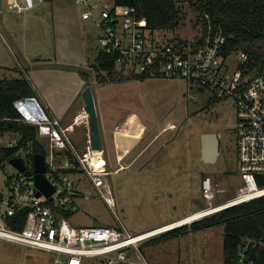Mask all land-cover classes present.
Instances as JSON below:
<instances>
[{
  "label": "built area",
  "instance_id": "1",
  "mask_svg": "<svg viewBox=\"0 0 264 264\" xmlns=\"http://www.w3.org/2000/svg\"><path fill=\"white\" fill-rule=\"evenodd\" d=\"M22 1L8 0V8L24 13L36 5L35 0ZM74 2L83 6L82 20L91 21L98 30L97 54L115 56L124 74L132 78L147 73L150 78L183 79L191 87L207 93L209 99L233 101L238 121V173L242 183L223 203L199 210L198 218L264 197V72L243 68L249 54L244 50L223 53L226 36L221 27L213 24L207 29L197 24L192 38L178 34L169 37L172 31L152 30L145 17H137L133 7L117 5L111 0ZM4 11L0 5V16ZM3 44L11 50L0 24V47ZM29 98L16 101L15 106L22 121L37 126L38 138L46 152L44 176L55 190L50 195H37L34 156L32 160L29 158L32 146L23 140L24 134L11 130L1 134L0 149L17 147L19 151L13 157L24 161L25 170L13 165L12 157L4 160L0 154V163L8 162L15 168L6 180V191L0 192V238L52 252V264H86L89 258H99L102 264H161L147 258L141 246L148 238L166 230L153 235L147 231L131 233L119 213L113 180L118 170H112L105 149H93L90 143L80 149L72 140L76 127L89 123L88 114L84 111L71 125L65 126L38 99L29 101ZM38 108L42 112L39 118ZM6 133L12 136L7 139ZM201 188L207 199L214 197L212 175L203 178ZM91 199L102 200L119 223L80 226L63 214L67 209H77L79 200ZM23 210H27L23 228L11 227L7 218ZM247 250L245 246L239 252L241 264L245 263Z\"/></svg>",
  "mask_w": 264,
  "mask_h": 264
},
{
  "label": "rangeland",
  "instance_id": "2",
  "mask_svg": "<svg viewBox=\"0 0 264 264\" xmlns=\"http://www.w3.org/2000/svg\"><path fill=\"white\" fill-rule=\"evenodd\" d=\"M182 5L180 26L176 31L168 33L169 37L178 34L192 38L197 32L196 11L187 2H182ZM59 6L66 11H62ZM70 9L79 12L83 6H78L74 0H55L54 11L46 10L35 18L45 19L48 23H19V38H28L30 41L28 52L31 62L32 58L38 57H50L53 62L82 60L78 47L73 46L79 33ZM83 23H86L85 34L91 36L88 57L93 62L97 54L98 30L89 20ZM32 24L41 26L40 35L48 37L50 41L52 38V41L38 42L34 45L36 48L32 49L31 43L35 40L28 28ZM55 36L56 42L53 41ZM6 39L8 43L12 42ZM10 45L15 52L18 51L13 44ZM9 51L5 44L1 45L0 76H20L19 72L10 69L17 65V61ZM27 64L25 67L29 69ZM84 64L81 70L88 72L87 61ZM90 66L93 70L92 63ZM68 70L58 69L54 72L68 80L67 74L74 75ZM94 74L91 85L96 88L98 104L104 116L102 119L108 158L112 170L119 169L113 176L119 213L131 233L157 229L199 210L219 205L237 192L242 179L238 173L237 112L232 100L210 105L207 93L191 87L183 79L151 77L138 80L135 77L99 83ZM87 76L90 78L89 73ZM128 129L142 132L141 141L135 147L119 149L117 153L114 148L115 133ZM205 132L222 134L221 154L215 163H205L201 157V135ZM11 136L6 133L5 138ZM76 139V136L72 137L80 148ZM13 172L15 168L10 163H0V192L6 191V180ZM203 175H212L214 178V197L211 199L203 194ZM200 199L204 202L202 209L197 207ZM71 220L80 226L119 223L118 218L100 199L79 200ZM162 233L148 238L142 245L143 253L153 262L221 264L223 261V225L190 231L179 238L156 242L154 245L149 243L150 239ZM53 259L52 252L0 238V264H52ZM86 264L102 262L99 258H89Z\"/></svg>",
  "mask_w": 264,
  "mask_h": 264
},
{
  "label": "trees",
  "instance_id": "3",
  "mask_svg": "<svg viewBox=\"0 0 264 264\" xmlns=\"http://www.w3.org/2000/svg\"><path fill=\"white\" fill-rule=\"evenodd\" d=\"M117 5L133 7L137 17H145L152 30L176 31L183 18L182 2H187L197 13V24L207 29L209 24L221 27L226 36L224 53L244 50L249 60L244 67L255 72H264V0H114ZM92 73L99 83L114 82L132 78L122 71L116 57L98 53L92 64ZM20 72L19 70H17ZM146 80L149 74L136 77ZM35 96L31 81L22 74L17 77H0V135L7 131L24 134V141L30 142L29 158L35 153H46L38 138L37 126L22 121V115L15 106L21 99ZM221 101L209 99V104ZM17 147L1 148L2 159L15 156ZM206 175H203V178ZM201 180V183H202ZM198 201V200H197ZM198 209L204 207L203 200L198 201ZM76 209H67L63 214L71 219ZM27 210L8 217L9 225L15 229L23 228ZM99 225V224H97ZM218 225L224 226L223 261L221 264H241L238 255L241 249L248 247L243 264H264V197L233 205L202 218L164 231L149 243L166 242L179 238L190 231L206 229ZM143 245V244H142ZM143 250V246H141Z\"/></svg>",
  "mask_w": 264,
  "mask_h": 264
},
{
  "label": "crops",
  "instance_id": "4",
  "mask_svg": "<svg viewBox=\"0 0 264 264\" xmlns=\"http://www.w3.org/2000/svg\"><path fill=\"white\" fill-rule=\"evenodd\" d=\"M21 2H23L21 0ZM36 5L33 9L29 10L26 14H19L15 10H11L8 8V0H0V5L4 7V13L0 16V23L3 28V31L5 33V36L8 38V40H11L12 42L9 43L13 44L16 49L19 51L15 52L13 50L14 47L11 46V52L12 55L15 57V60L17 61V65L13 68L16 72L19 70V75L22 74L26 76L32 83L34 89H35V97L39 100L41 105L44 107V109L51 115L56 117L61 121V123L65 126L71 125L75 119L76 116H79L81 113H83L84 110V100L82 97V92L84 89L91 85L92 80V69H91V63L89 57H88V51H90L91 47V36H87L85 34V26L86 23H83L84 20L81 18V10L79 12H76L74 9H70L71 14L74 16L76 20V24L78 25L77 31L79 33V38L76 40V43H73V46L78 47L81 59L80 62L76 61H56L53 62V58H32V62L29 59V52H28V44L30 43L28 38H19V23H48L45 19H36V17H40V14L42 12H45L46 10H52L54 11L55 6V0H35ZM62 11H66L65 8L59 6ZM25 13V12H24ZM27 15V16H26ZM46 14H44L45 16ZM21 16V17H20ZM31 33L34 35L35 42H32V49H35L34 46L36 43H44L46 41L51 42L48 37H44L43 35H40L41 26L32 24L30 25ZM33 28V29H32ZM25 35V33H24ZM54 42L57 41L56 36L53 39ZM9 42V41H8ZM5 48H8V46L5 45ZM9 51V52H10ZM20 53V54H19ZM96 57V56H95ZM44 59V60H43ZM29 64V69H26V62ZM31 63H30V62ZM87 61V67L89 68V71H83L81 70L84 62ZM27 64V65H28ZM68 70L74 73V75H68L66 77L68 80L61 77L59 74L55 73L54 70ZM27 70V71H26ZM27 72V73H24ZM90 74L87 76V74ZM3 77V76H0ZM88 80L90 82H88ZM95 88V87H94ZM96 91V88H95ZM96 98H97V104H98V94L96 91ZM98 109L100 113L101 118V125L102 130L104 132V139L106 140L105 135V128L103 124V117L101 114V109L98 104ZM85 113V112H84ZM123 132V131H122ZM124 133L127 134H133L142 136V132H138L132 129H128L124 131ZM76 136V142L79 144L80 149L84 148L86 145L90 143V131H89V125L88 123H83L82 125L76 127V131L72 134V137ZM114 148L116 150H119V147L114 140ZM77 146V145H76ZM72 221V220H71ZM73 223V222H72ZM27 264H31L30 262Z\"/></svg>",
  "mask_w": 264,
  "mask_h": 264
},
{
  "label": "water",
  "instance_id": "5",
  "mask_svg": "<svg viewBox=\"0 0 264 264\" xmlns=\"http://www.w3.org/2000/svg\"><path fill=\"white\" fill-rule=\"evenodd\" d=\"M82 97L84 100V110L89 117V131H90V145L93 149L102 150L106 147V142L104 139V132L102 130L101 118L97 104L96 91L94 86L88 85L82 92ZM29 101H36L37 98L30 97ZM42 114L41 109L38 108V118ZM222 134L219 132H205L201 135V157L205 163H215L218 161L220 156V138ZM141 136H136L133 134H127L121 131L115 133V141L119 149L125 147H135L140 141ZM10 162L19 168L21 171L25 170L24 161L20 157H12ZM34 182L36 187L39 189L37 195L40 196L41 193L50 195L54 192L55 187L52 183L44 176L46 171L45 157L44 153L34 154ZM187 224V223H184ZM175 225L174 227L181 226ZM173 227V228H174Z\"/></svg>",
  "mask_w": 264,
  "mask_h": 264
},
{
  "label": "bare ground",
  "instance_id": "6",
  "mask_svg": "<svg viewBox=\"0 0 264 264\" xmlns=\"http://www.w3.org/2000/svg\"><path fill=\"white\" fill-rule=\"evenodd\" d=\"M36 108H37V106H36ZM136 136H138V135H136ZM200 216H201V213H198V212L193 213V214H191V215H189V216H187V217H184V218H182V219H180V220H177V221H175V222H172V223L166 224V225H164V226H162V227H159V228H157V229H154V230L148 231L147 234L149 233L148 235H153V234H156V233H158V232H160V231H163V230H167V229L169 230V229L173 228L175 225H180V224H184V223H189V222L193 221L194 219H196V218H198V217H200ZM147 234H146V236H147Z\"/></svg>",
  "mask_w": 264,
  "mask_h": 264
},
{
  "label": "flooded vegetation",
  "instance_id": "7",
  "mask_svg": "<svg viewBox=\"0 0 264 264\" xmlns=\"http://www.w3.org/2000/svg\"><path fill=\"white\" fill-rule=\"evenodd\" d=\"M221 139H222V136H221V138H220V151H221ZM105 152H106V154L108 153V149L105 147ZM117 153H118V149H117ZM221 154V153H220ZM107 156H108V154H107ZM220 157V156H219ZM118 171H119V169H117Z\"/></svg>",
  "mask_w": 264,
  "mask_h": 264
}]
</instances>
